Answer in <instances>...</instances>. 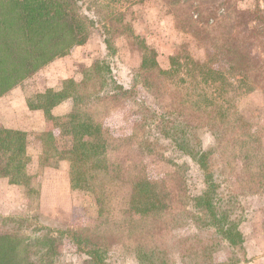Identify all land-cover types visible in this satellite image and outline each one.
<instances>
[{
  "label": "rangeland",
  "instance_id": "1",
  "mask_svg": "<svg viewBox=\"0 0 264 264\" xmlns=\"http://www.w3.org/2000/svg\"><path fill=\"white\" fill-rule=\"evenodd\" d=\"M193 7L201 9L205 17L210 9L217 8L218 18L237 16L240 10L264 9V0H125L111 5L100 2L96 14L109 24L108 30L100 26L101 32L110 38L115 53L107 50L104 36L95 31L85 44L75 45L68 54L55 58L6 93L11 100L27 98L28 104L36 103L39 92L60 90L70 78L80 82L84 71L104 58L119 83L130 91L115 95L111 88L101 102L85 104L69 99L55 112L39 109L46 129L26 133L31 146L27 174L32 170L35 179L28 174L29 184H22L18 202L8 199L5 203L4 197L0 199V234L19 237L24 245L29 239L30 244H36L34 257L43 258L49 244L46 237H61L56 252L45 256L54 258V264H88L90 257L80 248L81 244L70 241L71 234L104 247L103 256L109 264H264L263 80L243 79L223 66L229 81V112L239 111L247 125L240 129L227 124L226 128L234 131L219 147L205 125L207 115L190 103L194 96L177 92L175 86L165 85L141 68V41L157 51L163 68L169 67L170 56L178 52H189L198 61L210 57V42L195 38L187 26L186 16L193 14ZM122 18L124 25L116 22ZM247 49L252 63L260 64L264 36L251 39ZM174 107H183L184 113L170 115L172 120L187 119L201 125L203 147L211 152V169L219 186L218 206L220 211L229 209L232 217L241 221L238 230L245 238L243 245H232L211 218L194 207L195 199L207 189L204 172L161 132V114ZM228 118L234 120L232 115ZM38 120L37 114L31 117V121ZM29 121L27 117L25 124ZM47 131L53 140L46 142L49 151L46 154L44 150L40 165L34 169L31 157L37 156L40 143L44 145L42 134ZM98 137L108 151L105 162L78 152L82 142ZM64 159L78 188L72 185L66 196L48 198L44 205L49 209L56 206L59 212L47 216L41 212L42 178ZM138 179L156 182L169 193L167 210L156 220L132 219L130 199ZM58 185L59 181L55 183ZM55 220L67 225L59 230L54 227Z\"/></svg>",
  "mask_w": 264,
  "mask_h": 264
},
{
  "label": "trees",
  "instance_id": "2",
  "mask_svg": "<svg viewBox=\"0 0 264 264\" xmlns=\"http://www.w3.org/2000/svg\"><path fill=\"white\" fill-rule=\"evenodd\" d=\"M121 1L125 0H0V97L34 76L55 58L68 54L75 45L85 44L95 31L101 32L100 26L108 30L109 24L98 17L95 8L100 2H109L111 5ZM192 11V15L190 13L186 16L187 26L191 27L190 33L195 38L210 42V57L205 61H198L189 52H178L170 56L169 67L163 68L157 51L141 41V68L153 73L165 85L175 86L177 92L186 91L190 97L194 96L195 99L193 97L190 103L207 115L205 125L213 132L217 145L223 147L228 133L234 131V128H226L227 124L240 126V129L247 125L239 111L229 112L230 99L226 89L229 81L223 66H226L229 73L243 79L253 77L264 82V55L258 65H254L252 58L247 55L251 39L264 36V9L240 10L237 16L225 15L218 18H215L217 8L210 9L207 17L198 7H193ZM116 22L124 25V18L121 22ZM101 34L105 38L107 50L111 54L115 53L116 48L110 38L105 32ZM106 61L104 58L89 66L80 82L70 78L64 81L60 90L50 88L39 92L36 103L29 102V106L48 113L69 99H78L85 104L101 102L106 99L111 88L113 94L130 92L119 83L112 66ZM183 110V107L167 109L160 115V125L162 134L170 138L179 150L190 155L204 172L207 189L195 199L193 205L211 218L212 224L232 245H243L245 238L238 230L241 221L233 218L229 209L220 211L221 207L218 206L216 190L219 186L211 169V152L203 147V139L199 133L201 125L187 119L176 121L169 117L179 114L182 116ZM228 115H232L234 120H230ZM97 127L100 128V125ZM42 137L47 154L49 150L46 142L53 140V135L47 131ZM102 140L98 137L82 142L78 152H85L87 156L105 162L108 151ZM27 145L26 132L0 129V176L9 177L11 183L29 184ZM53 150L57 148L53 146ZM55 154L57 152L53 155ZM71 179L76 187L74 176ZM168 196L169 193L160 184L148 179H138L134 183L130 199L132 219L139 217L145 221L156 220L162 211L167 210ZM46 238L49 244L45 256L48 257L47 255L56 252V245L62 240L61 237L50 234ZM19 239L13 235L0 234V264L55 263L52 257H34L36 244L32 241L30 244L28 239L24 245ZM69 239L74 244H81L79 247L90 257L88 264H109L103 256L104 247L76 234H71Z\"/></svg>",
  "mask_w": 264,
  "mask_h": 264
},
{
  "label": "crops",
  "instance_id": "3",
  "mask_svg": "<svg viewBox=\"0 0 264 264\" xmlns=\"http://www.w3.org/2000/svg\"><path fill=\"white\" fill-rule=\"evenodd\" d=\"M6 95L7 94L0 97V128L21 130L26 133L31 130L38 129V131H40L46 129V126L43 127V125H45V121L43 120L41 111L39 109H31L27 102V98L11 100L10 94L8 96ZM61 104L54 107L52 111L55 112L56 108ZM33 112L36 113L31 115V113ZM36 114L38 115L39 120L37 122L31 121V117ZM27 117L30 118L28 125L25 124V120ZM27 144L28 155L30 156L31 146L29 144V140H27ZM38 147L39 151L37 152V156L31 157V163H33L34 169L36 165H40L41 156L43 155V152L45 150V146L43 145V143H40ZM28 166H30V163L28 164ZM49 171L50 172L46 173L42 178L43 185L41 189V196L43 200L41 212H43V214L47 216L51 215L52 213L59 212V209H56L57 207L53 205H51L49 209L47 205H44L45 201H47L48 198H62L63 196H66L68 191L72 190L73 185L69 173V165L66 159L61 160L57 168H53V170L51 168ZM31 172L33 171L31 170L29 172L28 170V174L35 179V175L31 174ZM57 181H59V185L55 186V183ZM22 186L24 185L11 183L9 177L7 176H0V199L2 200L5 198V203H7L6 201L8 199H10L13 203L18 202L19 198L21 197ZM0 207H2V201L0 203ZM0 212L2 213V211ZM4 212H6V210H4ZM62 224L64 223L55 220L54 227L58 228L67 225V223H65L64 225Z\"/></svg>",
  "mask_w": 264,
  "mask_h": 264
}]
</instances>
